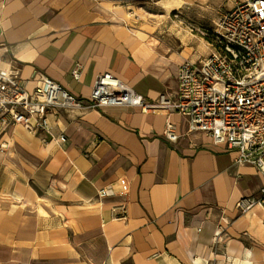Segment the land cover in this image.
<instances>
[{
	"label": "crops",
	"instance_id": "0c3cea01",
	"mask_svg": "<svg viewBox=\"0 0 264 264\" xmlns=\"http://www.w3.org/2000/svg\"><path fill=\"white\" fill-rule=\"evenodd\" d=\"M120 20L99 0H0V57L30 92L46 76L86 99L111 73L150 102L174 98L180 64L201 58ZM49 122V135L0 127V264H264V211L235 209L264 176L185 117L108 107ZM119 178L128 194L99 199Z\"/></svg>",
	"mask_w": 264,
	"mask_h": 264
},
{
	"label": "built area",
	"instance_id": "2783aa9c",
	"mask_svg": "<svg viewBox=\"0 0 264 264\" xmlns=\"http://www.w3.org/2000/svg\"><path fill=\"white\" fill-rule=\"evenodd\" d=\"M209 47L205 58L180 64L176 96L162 95L157 102L146 100L111 73L96 78L86 99L73 96L46 76H40L41 86L30 92L0 57V127L22 126L49 135V115L61 110L128 107L144 114L172 111L187 119L189 133L206 134L213 144L236 152V164L253 166L264 176V0L237 1L222 13L214 23ZM71 76L79 81L81 67L77 65ZM163 135L171 143L179 139L170 121ZM128 192L129 183L119 178L99 189L97 196L123 198ZM257 208L264 211V186L256 197L235 205L239 214ZM115 211L125 218V206Z\"/></svg>",
	"mask_w": 264,
	"mask_h": 264
},
{
	"label": "rangeland",
	"instance_id": "374dc122",
	"mask_svg": "<svg viewBox=\"0 0 264 264\" xmlns=\"http://www.w3.org/2000/svg\"><path fill=\"white\" fill-rule=\"evenodd\" d=\"M237 1L99 0V3L109 14L120 17L121 22L146 32L165 46L177 50L190 47L192 55L203 58L210 50L214 23ZM180 2L187 3L177 6Z\"/></svg>",
	"mask_w": 264,
	"mask_h": 264
},
{
	"label": "bare ground",
	"instance_id": "6f19581e",
	"mask_svg": "<svg viewBox=\"0 0 264 264\" xmlns=\"http://www.w3.org/2000/svg\"><path fill=\"white\" fill-rule=\"evenodd\" d=\"M188 2V1H187ZM187 2H180L179 4H177V6H180L181 4L187 3ZM190 5H192V3H189Z\"/></svg>",
	"mask_w": 264,
	"mask_h": 264
}]
</instances>
